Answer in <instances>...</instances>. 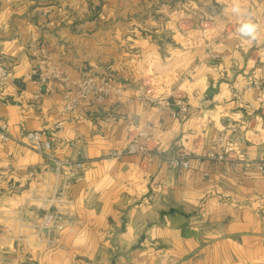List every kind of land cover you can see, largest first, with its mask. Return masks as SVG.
I'll return each instance as SVG.
<instances>
[{
    "label": "crops",
    "instance_id": "obj_1",
    "mask_svg": "<svg viewBox=\"0 0 264 264\" xmlns=\"http://www.w3.org/2000/svg\"><path fill=\"white\" fill-rule=\"evenodd\" d=\"M110 1L122 2L0 0V63L10 73L0 117L13 136L40 130L57 157L87 159L67 191L70 223L50 247L22 221L48 210L53 177L38 153L0 140V170L17 169L0 180V264H264V176L248 162L264 159V95L254 108L257 91L241 103L232 97L251 76L264 80L262 59L252 56L264 44V0L250 4L256 41L241 39L236 26L202 44H184L187 33L171 18L178 11L138 12L131 7L139 0L106 8ZM41 50L68 77H103L121 94L63 114L61 85L50 92L24 79ZM140 93L183 100L187 112L159 111ZM132 119L150 125L151 152L107 160L125 146ZM229 120L244 141L222 151L213 139ZM176 151L191 154L188 169L161 157ZM32 168L35 179L27 176Z\"/></svg>",
    "mask_w": 264,
    "mask_h": 264
},
{
    "label": "built area",
    "instance_id": "obj_2",
    "mask_svg": "<svg viewBox=\"0 0 264 264\" xmlns=\"http://www.w3.org/2000/svg\"><path fill=\"white\" fill-rule=\"evenodd\" d=\"M250 12L249 10L247 11ZM256 56L262 60H257L261 69L264 71V44L254 52L252 56ZM189 73V71H188ZM25 80L34 81L40 87L53 92L54 84L58 83L62 86L63 98V114H69L83 101L95 100L102 102L111 95H119L122 91V86L115 84L113 81L96 76H80L75 79L68 77L61 69V64L52 60L50 56L41 50L40 57L37 63L31 70L25 74ZM10 80V73L6 66L0 63V91ZM257 91L258 96L253 102L249 103L250 108H254L257 103L263 101L264 95V80L251 76L241 86L232 93V97L237 102L241 103L245 93ZM138 100L143 103L156 104L159 111L166 110L172 112L173 105L179 106L181 113L187 112V106L183 100L174 102V98L152 97L145 93L138 95ZM130 133L126 144L121 149L110 150L105 158L107 160H121L125 156L139 155L146 156L151 152V135L149 132L150 125H140L134 119L129 124ZM235 120H229L228 124L222 126L218 131L217 136L213 139L215 146L225 150L228 145L233 142L240 144L244 140L237 139L234 134L237 133L238 127ZM261 126L264 127V119L261 120ZM64 127L63 121H58L54 128L59 130ZM0 140L2 142L14 141L23 144L31 150L38 153L44 161V165L48 172L52 175L54 185L52 193L45 199L48 210L40 216L38 221L29 222L22 221V226L32 228L35 235L39 237L40 242L47 246H53L56 243L58 235L70 223L69 215L73 200L68 196L67 191L72 182L79 179L82 170L86 164V157L79 153L78 159L59 158L53 151L52 142L44 132L40 130H32L20 132L17 136L10 134L7 123L0 117ZM73 146V142L70 143ZM227 145V146H226ZM168 164L175 169H188L190 167L191 154L188 151H176L168 155H161ZM210 157H213L210 155ZM219 158H222L220 155ZM254 165L255 170L264 176V159L258 161H248ZM17 173V169L11 165L5 166L0 170V180L6 174ZM38 170L32 168L27 172L30 179L37 177ZM46 232V233H44Z\"/></svg>",
    "mask_w": 264,
    "mask_h": 264
},
{
    "label": "rangeland",
    "instance_id": "obj_3",
    "mask_svg": "<svg viewBox=\"0 0 264 264\" xmlns=\"http://www.w3.org/2000/svg\"><path fill=\"white\" fill-rule=\"evenodd\" d=\"M237 2L242 9L247 10L248 5V10L253 8L250 5L251 0H146V2L139 0L135 3V7H131L127 0H122L120 5L115 6L119 7L118 9L120 10L129 7L137 8L138 12L148 7L152 11L151 15H154L157 10L168 11V13H170L169 11H178L180 13L179 17L177 18V15L173 14L171 18L174 22L176 21V25H179L180 30H183V34L187 33V37L184 34L187 39L184 44H189V41L191 42L193 38L198 39L197 42L202 44L206 39L222 40L226 32H231L236 26L239 27L241 19L231 11ZM111 4L112 2L110 1L109 4L106 3L105 7L116 8ZM187 14L192 17L187 16ZM45 205L47 206V203Z\"/></svg>",
    "mask_w": 264,
    "mask_h": 264
},
{
    "label": "clouds",
    "instance_id": "obj_4",
    "mask_svg": "<svg viewBox=\"0 0 264 264\" xmlns=\"http://www.w3.org/2000/svg\"><path fill=\"white\" fill-rule=\"evenodd\" d=\"M232 13L241 19L239 27L237 28V34L241 39H246L249 43L256 41L258 38L259 26L251 22L248 17L250 13L247 10L242 9L237 2L231 9Z\"/></svg>",
    "mask_w": 264,
    "mask_h": 264
},
{
    "label": "water",
    "instance_id": "obj_5",
    "mask_svg": "<svg viewBox=\"0 0 264 264\" xmlns=\"http://www.w3.org/2000/svg\"><path fill=\"white\" fill-rule=\"evenodd\" d=\"M44 233H46V232H44Z\"/></svg>",
    "mask_w": 264,
    "mask_h": 264
}]
</instances>
